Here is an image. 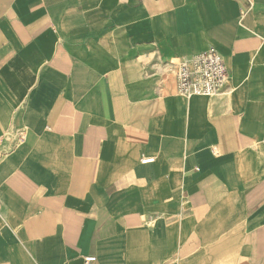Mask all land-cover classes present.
Segmentation results:
<instances>
[{"label":"crops","instance_id":"crops-1","mask_svg":"<svg viewBox=\"0 0 264 264\" xmlns=\"http://www.w3.org/2000/svg\"><path fill=\"white\" fill-rule=\"evenodd\" d=\"M80 260L264 264V0H0V264Z\"/></svg>","mask_w":264,"mask_h":264},{"label":"built area","instance_id":"built-area-1","mask_svg":"<svg viewBox=\"0 0 264 264\" xmlns=\"http://www.w3.org/2000/svg\"><path fill=\"white\" fill-rule=\"evenodd\" d=\"M177 90L182 95L193 97H214L223 93L229 80V73L222 56L214 49L184 60L175 69ZM144 164L153 159H144ZM88 258L87 262H93Z\"/></svg>","mask_w":264,"mask_h":264},{"label":"water","instance_id":"water-1","mask_svg":"<svg viewBox=\"0 0 264 264\" xmlns=\"http://www.w3.org/2000/svg\"><path fill=\"white\" fill-rule=\"evenodd\" d=\"M76 264H84L83 260H80L79 262H77Z\"/></svg>","mask_w":264,"mask_h":264}]
</instances>
